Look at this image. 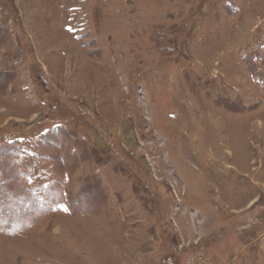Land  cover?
<instances>
[{"label":"rangeland","instance_id":"1","mask_svg":"<svg viewBox=\"0 0 264 264\" xmlns=\"http://www.w3.org/2000/svg\"><path fill=\"white\" fill-rule=\"evenodd\" d=\"M0 264H264V0H0Z\"/></svg>","mask_w":264,"mask_h":264}]
</instances>
